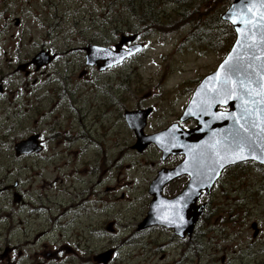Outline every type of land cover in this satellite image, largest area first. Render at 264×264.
<instances>
[{"label": "rangeland", "instance_id": "374dc122", "mask_svg": "<svg viewBox=\"0 0 264 264\" xmlns=\"http://www.w3.org/2000/svg\"><path fill=\"white\" fill-rule=\"evenodd\" d=\"M172 1L164 9L174 21L141 28L142 50L98 71L85 65L81 48H113L138 26L126 0H0V189L7 187L0 264H99L95 256L110 249L107 264H264V166L257 163L231 168L200 197L209 216L192 241L161 226L136 230L152 200L148 185L173 160H161L154 145L132 149L124 111L150 110L145 134L178 122L235 38L220 20L232 0H196V12L180 16ZM41 49L57 58L29 76L15 71ZM32 134L43 150L16 158L13 145ZM73 136L97 141L76 146ZM181 187L162 193L175 196Z\"/></svg>", "mask_w": 264, "mask_h": 264}, {"label": "water", "instance_id": "95a60500", "mask_svg": "<svg viewBox=\"0 0 264 264\" xmlns=\"http://www.w3.org/2000/svg\"><path fill=\"white\" fill-rule=\"evenodd\" d=\"M221 19L232 25L236 38L224 61L199 83L184 109L181 120L194 118L195 129L183 132L171 126L146 136L142 129L150 111L124 114L137 138L133 148L141 151L153 143L163 151V158L169 153L185 154L181 166L168 174L159 172L151 183L149 192L154 197L138 230L161 225L183 236L192 230L201 212L202 206H194L200 191L209 189L224 167L244 161L264 165V0H233ZM133 40L134 36H121L115 51L97 46L85 48L86 64L101 61L97 65L103 70L120 63L140 49V46H131L127 51L122 48ZM52 58L40 51L20 68L32 64L39 69ZM218 106H229L230 110L221 113ZM14 150L16 155L37 152L36 136L15 144ZM181 173L190 176L185 190L172 199L162 197V186ZM111 226L107 225L106 230L112 231ZM112 253L113 250H108L94 259L107 264Z\"/></svg>", "mask_w": 264, "mask_h": 264}, {"label": "trees", "instance_id": "16d2710c", "mask_svg": "<svg viewBox=\"0 0 264 264\" xmlns=\"http://www.w3.org/2000/svg\"><path fill=\"white\" fill-rule=\"evenodd\" d=\"M172 3L175 4L176 9L180 10L181 12L177 16L190 12H196V9L198 8V3L196 0H173ZM226 3H229V1ZM164 5V0H126V9L130 14L135 16L137 24L142 26V29L148 33L156 30V25L159 20H164L165 22H168L169 20H175L169 17L171 13H166ZM121 27L126 28L124 24H121ZM137 28L138 27H127L125 31L137 32L139 31Z\"/></svg>", "mask_w": 264, "mask_h": 264}, {"label": "flooded vegetation", "instance_id": "af4514ba", "mask_svg": "<svg viewBox=\"0 0 264 264\" xmlns=\"http://www.w3.org/2000/svg\"><path fill=\"white\" fill-rule=\"evenodd\" d=\"M41 50H44V49H41ZM46 51H50V50H48V49H45ZM50 53H51V51H50ZM52 54H54V56H55V58H54V60L57 58V54H55V53H52ZM29 68H33L32 66H28V67H26L25 68V70H26V76H29L30 75V70H29ZM34 69V68H33ZM35 70V69H34ZM17 71V70H16ZM34 72H38V71H34ZM24 73V72H23ZM25 75V74H24ZM1 81L2 80H0V87L2 88V85H1ZM3 91V90H2ZM175 123H178L179 124V126L183 129V130H185V131H188V130H191L192 128H194V127H196V122L195 121H193V120H186L185 122H182V123H179V118H178V122H175ZM190 124V126H188L187 124ZM36 135H38V134H36ZM39 136V135H38ZM94 139V138H93ZM73 141L75 142V145L76 146H84V145H90V146H92L97 140H95L94 139V142H93V140L92 139H88V140H86L85 138H84V136H73ZM93 142V143H92ZM41 144H43L42 143V141H41ZM43 146V145H42ZM89 146V147H90ZM43 150V148L40 150V151H42ZM90 151H91V149H90ZM20 157H23V156H20ZM20 157H17V158H20ZM169 159H172L173 160V163H172V165H170L169 167H164V168H161V169H163V170H170V169H173L174 167H176L177 165H179L180 163L182 164L183 162H184V156L183 155H169V156H166L164 159H162L161 158V160H163V161H168ZM241 165H243V164H240V165H237V167L238 166H241ZM235 167V166H234ZM231 168H233V167H227V168H224L221 172H220V174H219V176H218V178L215 180V182L213 183V185H212V187L211 188H213L214 187V185H215V183L218 181V179L220 178V177H222L223 175H224V173H226L227 171H229V170H231ZM178 181H181L182 182V187L178 190L179 192L178 193H180L181 191H183L184 189H185V187L187 186V183H188V181H189V176L187 175V174H181L180 176H178L177 178H175L174 180H172L171 182H169V183H166L163 187H162V191L165 189V188H168V187H170V185H172L173 183H175V182H178ZM17 186V181L14 183V187H16ZM7 188V187H6ZM6 188L5 189H2V192L4 191V190H6ZM178 193H176V195L178 194ZM204 193H205V191H203L202 192V195H204ZM12 196H13V198H14V200H15V202H23L22 201V197H21V195L19 194V193H17V192H15V191H13L12 192ZM173 196H171V197H168V198H172ZM199 201V200H198ZM197 201V203L196 204H194V206L195 207H200L201 205H204V208L201 210V213H200V215L198 216V218H197V220H196V222H195V224L193 225V228H192V230L190 231V232H186L183 236H181L180 238H187V240H189V241H192L193 240V238H196V232H195V226H196V224L199 222V221H201L202 220V218L205 216V215H207V216H209L208 214H207V209H206V203H204V202H198ZM259 232V231H258ZM65 249H67V251H69V252H71L72 250L70 249V248H67V247H65Z\"/></svg>", "mask_w": 264, "mask_h": 264}, {"label": "snow or ice", "instance_id": "6c2138e0", "mask_svg": "<svg viewBox=\"0 0 264 264\" xmlns=\"http://www.w3.org/2000/svg\"><path fill=\"white\" fill-rule=\"evenodd\" d=\"M226 63H227V61H226ZM244 157H241V159H243ZM221 166H223V165H221Z\"/></svg>", "mask_w": 264, "mask_h": 264}]
</instances>
